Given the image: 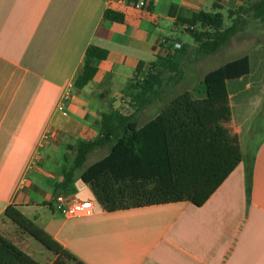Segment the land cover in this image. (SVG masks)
Wrapping results in <instances>:
<instances>
[{"label": "crops", "instance_id": "0c3cea01", "mask_svg": "<svg viewBox=\"0 0 264 264\" xmlns=\"http://www.w3.org/2000/svg\"><path fill=\"white\" fill-rule=\"evenodd\" d=\"M145 1L147 9L139 10L115 0H0V235L35 264H42L35 255L44 264H264L263 22L246 18L248 24L217 52L224 49L228 62L249 59V73L226 88L229 128L241 155L243 138L255 146L203 205L189 200L107 213L78 176L55 193L78 141L98 136L103 113L136 114L123 92L137 64L146 71L167 48L189 45L179 37L186 33L178 18L212 12L215 5L226 17L254 0ZM108 9L122 14L123 22L104 19ZM91 44L107 57L93 61L94 77L76 89ZM164 99L137 113L140 126L156 116ZM58 195L67 202L92 200L93 215L61 216L54 210ZM11 206L52 249L3 216ZM31 240L48 253L32 248Z\"/></svg>", "mask_w": 264, "mask_h": 264}, {"label": "trees", "instance_id": "16d2710c", "mask_svg": "<svg viewBox=\"0 0 264 264\" xmlns=\"http://www.w3.org/2000/svg\"><path fill=\"white\" fill-rule=\"evenodd\" d=\"M137 1L125 0L126 4ZM217 10L221 7L215 5L212 12L177 19L193 41L194 60L217 53L248 24L246 18L264 23V0L228 11L226 17ZM103 17L123 22V15L110 9ZM190 47L167 48L146 71L143 62L137 64L123 92L136 114L103 113L98 136L78 141L75 157L71 166L62 170L63 182L55 185V193L70 188L78 176L107 213L189 200L196 206L205 203L242 161L237 136L229 128L226 83L246 76L250 63L247 56L227 62L206 74L193 91L172 95L166 89L184 77L181 61ZM106 57L105 50L89 45L73 86L82 89L87 85L96 73L93 61ZM163 97L168 98L167 103L140 126L137 113ZM96 151L103 153L102 157L84 167ZM245 180L248 198L251 169L246 170ZM196 184L198 196L191 192ZM3 216L52 249L49 240L17 208L7 207ZM0 264L35 263L0 235Z\"/></svg>", "mask_w": 264, "mask_h": 264}, {"label": "rangeland", "instance_id": "374dc122", "mask_svg": "<svg viewBox=\"0 0 264 264\" xmlns=\"http://www.w3.org/2000/svg\"><path fill=\"white\" fill-rule=\"evenodd\" d=\"M165 35V34H163ZM180 39L184 42L189 44L191 47L190 49L187 50L186 57L182 58L181 61V68L184 72V77L182 80L175 85L174 87L170 88L169 86L166 91L168 93H171L172 95H177L181 92L187 91V90H194L199 83L203 80L204 76L208 74L209 72L219 68L223 64L227 63L229 61V56L222 49L219 53H215L209 56H205L202 59L194 60V56L192 54V48H193V41L189 38V35L187 34H180L179 35ZM133 73V72H131ZM165 98L164 101L166 102L168 100L167 97ZM117 101H119L118 98H116ZM258 139V137L256 138ZM255 146V143H252L250 141H246V138L242 140L241 143V148H242V155L243 157H248L250 152L253 150ZM101 154V153H99ZM102 155V154H101ZM91 159H88L87 163H90ZM191 192L195 194V196H198L199 194V184H196L193 186L191 189ZM30 242V241H29ZM30 244H32V248H37L39 252L41 253H48L42 245L39 243L35 242L34 240H31ZM39 258V259H38ZM35 260L39 261L40 263L44 264L42 261L43 259L40 258V256L34 257Z\"/></svg>", "mask_w": 264, "mask_h": 264}, {"label": "built area", "instance_id": "2783aa9c", "mask_svg": "<svg viewBox=\"0 0 264 264\" xmlns=\"http://www.w3.org/2000/svg\"><path fill=\"white\" fill-rule=\"evenodd\" d=\"M115 1L126 4L125 0ZM127 5L139 10H145L148 7V3L145 0H138L137 2ZM69 95V90H67L62 97V102H65L69 98ZM54 210L65 218L90 217L94 213L95 203L92 200H71L67 202L64 195H58L54 199Z\"/></svg>", "mask_w": 264, "mask_h": 264}]
</instances>
